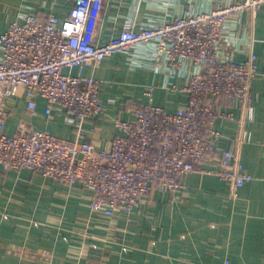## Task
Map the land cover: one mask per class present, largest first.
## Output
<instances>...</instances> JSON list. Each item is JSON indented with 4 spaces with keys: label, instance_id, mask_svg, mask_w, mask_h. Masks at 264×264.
I'll list each match as a JSON object with an SVG mask.
<instances>
[{
    "label": "crops",
    "instance_id": "obj_1",
    "mask_svg": "<svg viewBox=\"0 0 264 264\" xmlns=\"http://www.w3.org/2000/svg\"><path fill=\"white\" fill-rule=\"evenodd\" d=\"M236 0H104L95 40L106 42L127 23L135 27L158 24L212 10ZM73 0H0V34L26 14L67 16ZM249 50L256 54L257 77L252 81L251 118L244 121L246 140L240 147L243 168L254 178L236 197L229 183L213 173L189 172L182 186L170 194L152 190L131 211L110 220L89 208V191L80 182L66 184L31 169H0V264H264V11L251 21L246 13L226 21L220 55L241 60ZM1 54V50H0ZM130 60L132 63L127 64ZM182 62L170 70L155 59L150 44L103 58L97 66L85 65L82 75L100 81L104 112L82 124L86 138L97 148L109 145L119 134L115 119L132 120L131 104L143 100L147 84L155 86L153 103L172 112L183 107V90L190 71ZM77 73V68H64ZM36 98L34 112L24 97L9 98L4 128L13 134L19 120L55 136L74 137V125L63 111ZM220 108L233 118H218L222 136L218 149H234L242 110L222 99ZM207 168H215L204 163Z\"/></svg>",
    "mask_w": 264,
    "mask_h": 264
},
{
    "label": "built area",
    "instance_id": "obj_2",
    "mask_svg": "<svg viewBox=\"0 0 264 264\" xmlns=\"http://www.w3.org/2000/svg\"><path fill=\"white\" fill-rule=\"evenodd\" d=\"M103 2L73 0L61 20L53 13L26 14L0 34V169H31L69 185L80 182L89 191L91 212L110 220L118 212L131 211L152 190L174 194L189 172L216 174L236 197L238 189L254 178L243 168L240 147L246 140L244 121L252 115L256 54L249 50L241 60L223 57L220 41L231 15L246 13L253 21L264 11V0H236L158 24L127 23L99 43L96 25ZM138 44H150L155 62L163 60L170 70L182 62L196 67L183 87L187 103L167 112L153 103L155 86L147 84L143 100L131 104L133 119H115L119 134L106 148L97 149L82 124L104 112L100 81L82 75V69ZM73 67L76 74L64 72ZM21 96L31 113L38 97L47 103L46 114L52 107L63 111L74 125L73 139L35 129L24 120L18 121L13 134H6L7 100ZM222 99L234 102L243 114L234 149L216 146L222 136L216 119L233 118L220 108Z\"/></svg>",
    "mask_w": 264,
    "mask_h": 264
}]
</instances>
